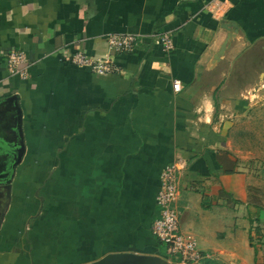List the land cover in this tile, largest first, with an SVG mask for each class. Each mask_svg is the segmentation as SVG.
I'll return each mask as SVG.
<instances>
[{"label": "crops", "instance_id": "obj_1", "mask_svg": "<svg viewBox=\"0 0 264 264\" xmlns=\"http://www.w3.org/2000/svg\"><path fill=\"white\" fill-rule=\"evenodd\" d=\"M125 33L141 43L112 55L120 75L66 60L105 57L107 35ZM11 51L25 53V79L8 72ZM16 107L24 154L12 174ZM178 159L180 230L201 264H264V0H0V187L11 184L0 264L116 253L181 264L151 232ZM40 187L51 204L34 217Z\"/></svg>", "mask_w": 264, "mask_h": 264}, {"label": "built area", "instance_id": "obj_2", "mask_svg": "<svg viewBox=\"0 0 264 264\" xmlns=\"http://www.w3.org/2000/svg\"><path fill=\"white\" fill-rule=\"evenodd\" d=\"M152 40L164 54L173 51V40L169 32H160L152 36ZM141 43L140 36L125 34H109L106 37V44L110 51L102 58H90L83 52H76L66 57L69 64L89 70L93 75L104 77L111 74H121V68L113 60L114 54H127L136 51ZM27 62L25 53L11 51L6 58V68L12 75H19L25 79L26 69L19 66ZM181 89L179 81L173 82L174 92ZM185 169V163L180 159L173 161L164 169L160 187L156 196L158 218L152 223V235L166 249L169 257H175L181 264H201L203 257L200 254L196 242L181 233L180 217L176 206L180 188L179 180Z\"/></svg>", "mask_w": 264, "mask_h": 264}, {"label": "water", "instance_id": "obj_3", "mask_svg": "<svg viewBox=\"0 0 264 264\" xmlns=\"http://www.w3.org/2000/svg\"><path fill=\"white\" fill-rule=\"evenodd\" d=\"M17 113V135H18V147L16 149V154H14L13 162L10 166V173L15 172L16 166L21 162L22 156L24 154V145H23V136L21 130V111L16 107ZM4 190L6 192V208L8 207L9 200L11 199V184L8 181L6 185H4ZM6 210V209H5ZM4 218V214L0 217V225ZM89 264H167L161 257L158 256H145V255H136L132 253H116L109 254L104 256L103 258L94 261Z\"/></svg>", "mask_w": 264, "mask_h": 264}, {"label": "rangeland", "instance_id": "obj_4", "mask_svg": "<svg viewBox=\"0 0 264 264\" xmlns=\"http://www.w3.org/2000/svg\"><path fill=\"white\" fill-rule=\"evenodd\" d=\"M42 187L38 188V190L34 192V194H35L34 196H35V198L37 200V201H33L32 202V206L34 208V214H33L34 217H37V216H40V215L44 216L45 213H46L47 207L49 206V204H51V202H49L48 200H47V203L45 204V201L43 200V198L45 197V192L42 191ZM2 198H5V190H4L3 187H0V204H2V206H3L2 208H0V211H2L1 214H0L1 216H2V214H4V210H5L4 209V205L6 203V202L1 203V199ZM14 204L15 205L21 204V202L19 203L18 201H15ZM31 223H32V221L28 219L24 223L23 226L18 227L16 232H20L21 231V233H24V234L27 235L29 233V231H31V225H30ZM262 238H264L263 235H262ZM259 240H261V237H260ZM261 245H263V244L261 243ZM262 253L264 254V251Z\"/></svg>", "mask_w": 264, "mask_h": 264}, {"label": "trees", "instance_id": "obj_5", "mask_svg": "<svg viewBox=\"0 0 264 264\" xmlns=\"http://www.w3.org/2000/svg\"><path fill=\"white\" fill-rule=\"evenodd\" d=\"M263 240H264V238H262V236H261V240H259L258 243L264 244V241ZM205 264H212V263H210V262L207 261V262H205Z\"/></svg>", "mask_w": 264, "mask_h": 264}, {"label": "flooded vegetation", "instance_id": "obj_6", "mask_svg": "<svg viewBox=\"0 0 264 264\" xmlns=\"http://www.w3.org/2000/svg\"><path fill=\"white\" fill-rule=\"evenodd\" d=\"M2 207H3L2 204H0V208H2ZM1 212H2V211H0V214H1ZM0 216H1V215H0Z\"/></svg>", "mask_w": 264, "mask_h": 264}]
</instances>
